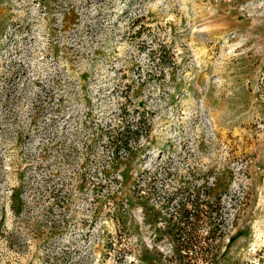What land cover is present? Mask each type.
Here are the masks:
<instances>
[{
    "label": "rangeland",
    "instance_id": "obj_1",
    "mask_svg": "<svg viewBox=\"0 0 264 264\" xmlns=\"http://www.w3.org/2000/svg\"><path fill=\"white\" fill-rule=\"evenodd\" d=\"M0 264H264V0H0Z\"/></svg>",
    "mask_w": 264,
    "mask_h": 264
},
{
    "label": "trees",
    "instance_id": "obj_2",
    "mask_svg": "<svg viewBox=\"0 0 264 264\" xmlns=\"http://www.w3.org/2000/svg\"><path fill=\"white\" fill-rule=\"evenodd\" d=\"M122 134L124 135V138H122ZM138 137L139 135H137V130H132L131 123L125 121V123L121 125L120 132L114 135L112 142L115 147H117L118 142L121 143V145L126 146L128 140H136ZM203 197L204 196H201L199 189L194 188L193 192L184 200L178 201L177 206L180 213L178 227L176 228L177 232L175 235L177 244L181 247V249L191 251L196 245L198 246V241L195 240L197 239V230H199L203 224L207 223L204 220L206 210L203 209V206L206 205V202ZM172 199L173 197H171L168 202H171ZM220 224V221L216 222L214 227L210 228L203 237V240H213L215 237L214 235L220 230ZM183 229L187 230V236L185 237L183 236ZM199 247H203V245H199Z\"/></svg>",
    "mask_w": 264,
    "mask_h": 264
}]
</instances>
